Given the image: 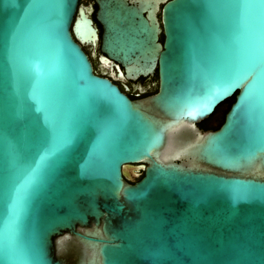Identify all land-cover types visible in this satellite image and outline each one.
<instances>
[{
  "label": "water",
  "instance_id": "obj_1",
  "mask_svg": "<svg viewBox=\"0 0 264 264\" xmlns=\"http://www.w3.org/2000/svg\"><path fill=\"white\" fill-rule=\"evenodd\" d=\"M98 1L156 91L78 0H0V264H264V0Z\"/></svg>",
  "mask_w": 264,
  "mask_h": 264
},
{
  "label": "flooded vegetation",
  "instance_id": "obj_2",
  "mask_svg": "<svg viewBox=\"0 0 264 264\" xmlns=\"http://www.w3.org/2000/svg\"><path fill=\"white\" fill-rule=\"evenodd\" d=\"M163 4H161L162 8ZM100 5L98 0H78V6L76 13L74 15L73 25H72V32L75 39L81 44L83 50L89 56L91 60L94 71L96 74L101 75L103 77L109 78L118 88L128 95L131 98H136L141 95L154 92L157 90L159 76L158 73L155 72L154 74L146 77H139L136 80H131L123 76L118 75V70L116 68V64H119L121 68L124 70V67L117 63L114 60L107 61L103 58L105 53L102 49V33H103V26L101 22L98 20V11ZM158 16L161 20V10L158 13ZM83 17L91 18L93 21V26L98 31V38H94L93 35L87 34L83 29H79L78 33L74 31V23L77 19L80 21ZM160 40L163 42L164 34H160ZM235 95V94H234ZM234 96H231L221 102L215 109V111L209 116V118L201 121V124L206 125V128H218L222 125L225 120V115L229 110L228 105L232 101ZM235 101V100H234ZM232 104V103H231ZM217 128V129H218ZM138 172L135 176L132 177V181L139 180L138 178L141 177L142 173L144 172L142 165H132Z\"/></svg>",
  "mask_w": 264,
  "mask_h": 264
},
{
  "label": "trees",
  "instance_id": "obj_3",
  "mask_svg": "<svg viewBox=\"0 0 264 264\" xmlns=\"http://www.w3.org/2000/svg\"><path fill=\"white\" fill-rule=\"evenodd\" d=\"M234 100H235V97H234V98L232 99V101L229 103L228 108H229V106L231 105V103L234 102ZM203 124H204V123H202V126H203V127H207L206 125H203ZM216 128H218V126H217ZM143 175H144V172L142 173L141 177L138 178V179H141V178L143 177Z\"/></svg>",
  "mask_w": 264,
  "mask_h": 264
},
{
  "label": "rangeland",
  "instance_id": "obj_4",
  "mask_svg": "<svg viewBox=\"0 0 264 264\" xmlns=\"http://www.w3.org/2000/svg\"><path fill=\"white\" fill-rule=\"evenodd\" d=\"M142 168H144V167H142ZM143 170H144V169H143ZM137 173H138V172H136V170H133V169H132V171H131V174H130V175L133 177V176H135Z\"/></svg>",
  "mask_w": 264,
  "mask_h": 264
}]
</instances>
